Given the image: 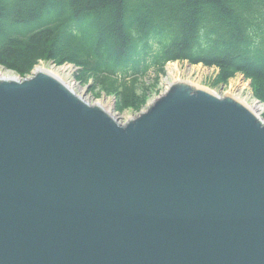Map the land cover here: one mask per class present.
<instances>
[{
  "label": "water",
  "instance_id": "obj_1",
  "mask_svg": "<svg viewBox=\"0 0 264 264\" xmlns=\"http://www.w3.org/2000/svg\"><path fill=\"white\" fill-rule=\"evenodd\" d=\"M0 264H264V120L187 81L121 123L0 79Z\"/></svg>",
  "mask_w": 264,
  "mask_h": 264
},
{
  "label": "trees",
  "instance_id": "obj_2",
  "mask_svg": "<svg viewBox=\"0 0 264 264\" xmlns=\"http://www.w3.org/2000/svg\"><path fill=\"white\" fill-rule=\"evenodd\" d=\"M41 61L75 64L119 111L174 61L217 67L215 86L243 74L264 102V0H0V66L25 77Z\"/></svg>",
  "mask_w": 264,
  "mask_h": 264
},
{
  "label": "rangeland",
  "instance_id": "obj_3",
  "mask_svg": "<svg viewBox=\"0 0 264 264\" xmlns=\"http://www.w3.org/2000/svg\"><path fill=\"white\" fill-rule=\"evenodd\" d=\"M174 64H177L178 70L170 73L168 67ZM39 66L47 67L59 74L64 82L71 86L78 95L82 96L91 104H97L105 99L112 102L113 104L110 110L121 123H126L128 120L139 116L143 111L148 109L149 105L153 101L164 94L171 84L178 81H187L193 86L208 89L220 96L232 95L247 105L257 101L263 105L262 111L257 114H259V116L264 120V102L255 96L251 80L246 79L243 74H237L232 77L227 84L215 86L213 85V81L218 74L217 67H209L203 64H191L187 61L169 62L166 65V72L160 76V82L156 90L148 96L147 102L139 110L125 109L123 111H119L116 106L117 100L115 96H107L104 93H100L98 89L93 88L90 83L84 84L77 80L76 75L79 67L75 64L66 63L63 65H57L51 61H41L27 77L32 76ZM0 71L14 74L16 77L23 79V77H20L15 72L2 66H0ZM153 76L154 74L152 73V77Z\"/></svg>",
  "mask_w": 264,
  "mask_h": 264
},
{
  "label": "bare ground",
  "instance_id": "obj_4",
  "mask_svg": "<svg viewBox=\"0 0 264 264\" xmlns=\"http://www.w3.org/2000/svg\"><path fill=\"white\" fill-rule=\"evenodd\" d=\"M42 70L45 71V72L51 73V74H53V75L59 77L60 79H62V78L60 77L59 74L55 73L52 69H49V68L44 67V66H39V67L37 68L36 71H42ZM168 70H169L170 73H173L174 71L178 70V66H177V64H174V65L169 66V67H168ZM0 79H19V78L16 77V75H14V74H11V73H5V72H3V71H0ZM62 80H63V79H62ZM70 88H72V87L70 86ZM112 104H113L112 102H109V101H107L106 99L103 100V101H100V102L98 103V105H100V106L103 107L106 111H108V112H110V113H112L111 110H110ZM248 106H249L250 108H252L254 111H256L257 113H259V112L262 111V109H263V105H261V104L258 103L257 101H255V102L252 103V104H249Z\"/></svg>",
  "mask_w": 264,
  "mask_h": 264
}]
</instances>
